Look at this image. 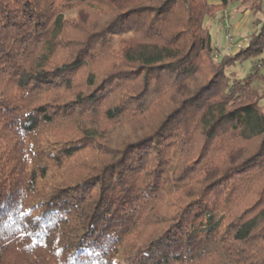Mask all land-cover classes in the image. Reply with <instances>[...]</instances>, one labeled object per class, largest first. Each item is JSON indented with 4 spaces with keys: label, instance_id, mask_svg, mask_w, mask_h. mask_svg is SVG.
<instances>
[{
    "label": "trees",
    "instance_id": "16d2710c",
    "mask_svg": "<svg viewBox=\"0 0 264 264\" xmlns=\"http://www.w3.org/2000/svg\"><path fill=\"white\" fill-rule=\"evenodd\" d=\"M0 264H264V0H0Z\"/></svg>",
    "mask_w": 264,
    "mask_h": 264
},
{
    "label": "rangeland",
    "instance_id": "374dc122",
    "mask_svg": "<svg viewBox=\"0 0 264 264\" xmlns=\"http://www.w3.org/2000/svg\"><path fill=\"white\" fill-rule=\"evenodd\" d=\"M251 16V11L246 8V5L239 2L232 3L227 8L220 10L208 22L215 44L225 50H235L238 43L246 40L252 28ZM260 16L258 15V17ZM124 37L126 36L113 38L115 45L118 46ZM248 68L249 63H246L242 72L245 74Z\"/></svg>",
    "mask_w": 264,
    "mask_h": 264
},
{
    "label": "built area",
    "instance_id": "2783aa9c",
    "mask_svg": "<svg viewBox=\"0 0 264 264\" xmlns=\"http://www.w3.org/2000/svg\"><path fill=\"white\" fill-rule=\"evenodd\" d=\"M242 43H238L237 45L240 46Z\"/></svg>",
    "mask_w": 264,
    "mask_h": 264
}]
</instances>
